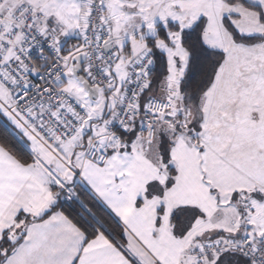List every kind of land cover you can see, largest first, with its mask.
<instances>
[{"label":"snow or ice","instance_id":"6c2138e0","mask_svg":"<svg viewBox=\"0 0 264 264\" xmlns=\"http://www.w3.org/2000/svg\"><path fill=\"white\" fill-rule=\"evenodd\" d=\"M0 264H264V0H0Z\"/></svg>","mask_w":264,"mask_h":264}]
</instances>
